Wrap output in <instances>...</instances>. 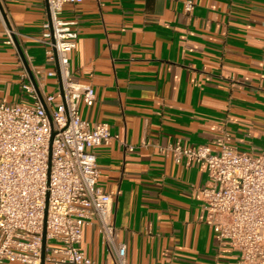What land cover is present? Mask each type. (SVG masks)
Returning <instances> with one entry per match:
<instances>
[{
    "label": "crops",
    "instance_id": "obj_1",
    "mask_svg": "<svg viewBox=\"0 0 264 264\" xmlns=\"http://www.w3.org/2000/svg\"><path fill=\"white\" fill-rule=\"evenodd\" d=\"M184 1L82 0L61 14L78 22L72 79L95 92L80 115L118 135L95 152L128 264H238L204 221L205 166L176 164L157 145H212L226 133L239 151L264 146V0H193L189 13ZM46 17L45 0H0V101L30 102L10 31L40 89L59 90L37 40ZM81 248L95 264H114L96 222L83 228Z\"/></svg>",
    "mask_w": 264,
    "mask_h": 264
},
{
    "label": "built area",
    "instance_id": "obj_2",
    "mask_svg": "<svg viewBox=\"0 0 264 264\" xmlns=\"http://www.w3.org/2000/svg\"><path fill=\"white\" fill-rule=\"evenodd\" d=\"M80 1L45 0L47 17L37 40L46 61L55 64L48 75L58 78L61 90L45 93L35 80L40 98L23 71L30 102L0 101V264H42L43 231V264H95L81 248L83 228L92 222L114 264H128L110 217L111 194L98 184L95 152L118 135L106 122L81 117L80 104L91 106L95 92L91 84L74 81L69 67L78 22L61 14L65 3ZM193 5L185 0L183 10L189 13ZM12 34L7 32L6 43L14 44ZM157 149L176 164L205 166L209 184L198 190L205 223L238 264H264V146L257 153L239 151L223 133L212 145L176 141Z\"/></svg>",
    "mask_w": 264,
    "mask_h": 264
},
{
    "label": "water",
    "instance_id": "obj_3",
    "mask_svg": "<svg viewBox=\"0 0 264 264\" xmlns=\"http://www.w3.org/2000/svg\"><path fill=\"white\" fill-rule=\"evenodd\" d=\"M2 15H3L4 20H6V17H5V15H4V13H2ZM11 36H12L13 42H14V44H15V46H16L17 52H18V54H19V56H20V58H21V60H22V62H23V64H24V66H25V69H26V71H27L29 77H30L31 83L33 84V86H34V88H35L37 94H38L39 97L41 98V96H40V92H39V89H38L37 84H36V82H35V79L33 78V75H32V73H31V71H30V69H29V67H28V65H27V63H26V61H25L24 55H23V53H22V51H21V49H20V46H19V44H18V42H17V39H16V37H15L14 34H12ZM59 89L61 90V85H60V83H59ZM50 124H51V127H52V122H51V120H50ZM53 134H54V132L51 133L50 142H51V140H52ZM44 246H45V234H44V231H43V233H42V264H43Z\"/></svg>",
    "mask_w": 264,
    "mask_h": 264
}]
</instances>
